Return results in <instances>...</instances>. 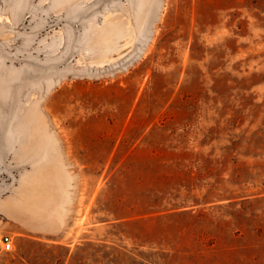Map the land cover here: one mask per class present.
Instances as JSON below:
<instances>
[{"label":"rangeland","instance_id":"obj_1","mask_svg":"<svg viewBox=\"0 0 264 264\" xmlns=\"http://www.w3.org/2000/svg\"><path fill=\"white\" fill-rule=\"evenodd\" d=\"M33 3L29 44L0 5L9 50L64 56L68 19L67 66L106 72L18 95L21 142L64 163L47 178L68 204L64 223L32 201L0 215V264H264V0Z\"/></svg>","mask_w":264,"mask_h":264},{"label":"crops","instance_id":"obj_2","mask_svg":"<svg viewBox=\"0 0 264 264\" xmlns=\"http://www.w3.org/2000/svg\"><path fill=\"white\" fill-rule=\"evenodd\" d=\"M33 1L31 0L28 8L29 0H0V5H3L4 2L8 3L11 9L9 15L7 14L13 20L11 22L12 25H10L11 30H15L28 44L32 41L31 39L46 32L45 24L33 25L34 23H30ZM42 30L43 32H41ZM71 37L72 33L66 42L65 51L69 47ZM80 42L82 45L81 32L78 31L76 47H78ZM0 45L6 54L0 53V77L4 82L0 87V167L14 168L17 175V182L14 188L0 197V215L2 218L5 217L16 221L17 211L14 209L15 204L32 201V206L39 209L46 208V216L50 215L53 218L51 222L57 223L59 221V223H64L68 204V187L51 186L47 178L51 169H61L64 167V163L60 159H52L48 150L37 151L32 155L27 143L21 142L20 134L24 121L17 123V125L15 124L16 119L18 120L15 109H17L20 102L18 95L27 85L40 86L44 83V85L50 87L62 78L77 76L96 77L106 71L72 70L67 66L69 58L64 60L65 55L61 56V53L60 55H49L48 57H46V54L24 57L9 50L2 39H0ZM43 50L46 51L44 48ZM10 57L29 61L15 62ZM127 61L130 62L131 59L129 60L128 58ZM12 111H15V113L11 115ZM15 125L16 127H14ZM12 133H14L15 140H13ZM6 178L7 176L5 180H7ZM7 181L9 182V179ZM8 182L2 184L0 189L6 186ZM47 220L50 219H46V222ZM18 221L19 224L22 223L21 219ZM32 230L38 231L39 229L32 228ZM48 230L46 228V232ZM26 231V229L18 227L15 233L22 235ZM46 238L53 237L46 236Z\"/></svg>","mask_w":264,"mask_h":264},{"label":"water","instance_id":"obj_3","mask_svg":"<svg viewBox=\"0 0 264 264\" xmlns=\"http://www.w3.org/2000/svg\"><path fill=\"white\" fill-rule=\"evenodd\" d=\"M30 2H31V0H29V2H28V8H29V5H30ZM57 23H58V25H60L62 23H66L67 25H69L71 27V30H72V37H71V40H70L68 51L66 52L65 59H64V60H67L69 58V56L71 55V53L75 49V45H76V42H77V30H76V28L74 26L73 21H70L68 19H62V20H60V22H57ZM0 53L6 55L5 52L3 51L1 45H0ZM11 60H13L15 62H26V61H29V60L22 59V58H11ZM4 175L9 178V182H8V184L6 186H4L3 188L0 189V197L5 195L9 191H11L14 188V186L16 185V182H17V175L15 173L14 168L1 166L0 167V176H4Z\"/></svg>","mask_w":264,"mask_h":264},{"label":"built area","instance_id":"obj_4","mask_svg":"<svg viewBox=\"0 0 264 264\" xmlns=\"http://www.w3.org/2000/svg\"><path fill=\"white\" fill-rule=\"evenodd\" d=\"M12 248V237L9 234H0V249L3 251H10Z\"/></svg>","mask_w":264,"mask_h":264}]
</instances>
